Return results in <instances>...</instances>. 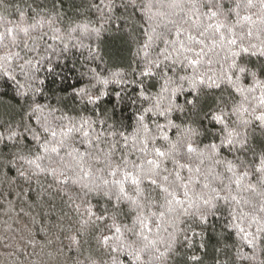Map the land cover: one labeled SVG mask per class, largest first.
<instances>
[{"label":"trees","instance_id":"obj_1","mask_svg":"<svg viewBox=\"0 0 264 264\" xmlns=\"http://www.w3.org/2000/svg\"><path fill=\"white\" fill-rule=\"evenodd\" d=\"M254 4L249 8L247 0H3L0 264H264V173L256 171L264 153V125L255 119L264 114L259 103L264 89L257 86L241 94L226 79L231 75L245 89L253 84V72L264 81V55L259 51L264 50V9L259 0ZM210 9L217 12L215 17ZM218 23L223 25L219 32ZM8 28L14 29L12 35ZM232 39L235 45L228 43ZM241 46L249 52L240 51ZM233 52L240 54L234 57ZM233 61L235 68L230 67ZM240 67L248 72L240 73ZM146 69L149 74L140 75ZM115 72L125 83L113 82ZM79 89L86 91L78 93ZM141 91L149 98L143 99ZM88 96L95 103H89ZM193 99L195 106L186 103ZM241 103L247 111L234 113ZM146 108L171 111L160 116ZM221 110L223 123H217L211 115ZM141 115L147 133L138 119ZM82 120L90 125L84 126L93 140L90 148L81 143V132L61 135L66 127L80 128ZM228 132L246 138V145H222ZM62 139L65 144L60 146ZM145 139L148 149L142 152ZM46 141L47 152L39 147ZM189 144L197 151L188 153ZM211 144L219 146L215 153L206 148ZM52 147L59 151L52 152ZM73 148L89 154L82 160L76 153L70 156ZM154 148L169 155L157 157ZM148 160L160 162L152 178L168 192L149 182ZM228 161L235 165V175L227 170ZM134 165H143L144 174ZM117 166L120 170L111 175ZM124 171L138 175L139 193L131 179H124ZM177 171L181 180H176ZM245 171L249 175L237 187L235 180ZM172 192L182 205L174 202ZM216 192L229 199L214 201L218 211L206 223L193 214L195 207L184 214L190 203L206 211L203 201ZM141 215L149 228L140 227ZM104 237H110L106 244ZM137 252L139 261L134 260Z\"/></svg>","mask_w":264,"mask_h":264},{"label":"snow or ice","instance_id":"obj_2","mask_svg":"<svg viewBox=\"0 0 264 264\" xmlns=\"http://www.w3.org/2000/svg\"><path fill=\"white\" fill-rule=\"evenodd\" d=\"M0 4H3V0H0ZM254 6H255V4H254V0H247V7L251 8V7H254ZM259 6H260L261 9H264V0H259ZM53 7L55 8V5H53ZM237 7H239V4H237ZM229 11H233V10L230 9ZM210 12H211V15H212L213 17H215V16L217 15V12H215V11H211V9H210ZM20 15H21V17H23V16H24V13L21 12ZM243 19L248 20V19H250V18L247 17V16H245ZM49 22H51V21H49ZM37 23L42 24V23H43V20L38 21ZM33 27H35V25H33ZM209 27H211V25H209ZM215 27H216V30L219 32L220 29L223 27V25L220 24V23H218V24L215 25ZM13 31H14L13 28H8V29H7V32H8L9 35H12ZM21 31H23V32L26 34L27 31H28V29H27V28H23V29H21ZM179 31H180V30L177 29V35H179ZM229 31H231V29H229ZM97 34H99V33H97ZM249 35H251V33H249ZM2 38H3V37H2V34H0V39H2ZM149 39H151V37H149ZM188 39H189V40H194L195 37H193V36H189ZM221 39H224V37L221 36ZM198 42L203 43V41H198ZM228 43L231 44V45H235V44L237 43V41H236L235 39H232V40H229ZM181 46L183 47V45H181ZM147 47H148V45L146 44V45H145V48H147ZM252 47L254 48L255 45H253ZM240 51H242V52H244V53H248V52H249V48L241 46ZM259 51H260V54H261V55H264V50H259ZM239 54H240L239 52H233V53H232V56L235 57V56H238ZM252 55H256V52H252ZM191 63H192V64H196L197 61L193 60V61H191ZM156 67H159V62L156 63ZM230 67H232V68L237 67L235 61L232 62V64H231ZM149 72H150V69H146L144 72L140 73V75H148ZM239 72H240V73H246V72H248V69L245 68V67H240V68H239ZM112 75H113V78H114V79H113V82H114V83H117V84L125 83V81H123V80L120 78V73H119V72H115V73H113ZM251 75H252V78H253V84H252L251 86H249L247 89H245L243 86H237L236 83L233 82L231 75H228V76L226 77V79L228 80L229 83H232V84L234 85V87H235V91L238 92V93H241V94H243L245 91L252 92V91L255 90V88H256L257 86H259V87H261L262 89H264V81H261L260 79H258V78H257V75H256L255 72L251 73ZM237 81H239V77H237ZM103 83H104L105 85H107V84L109 83V81L105 79V80H103ZM201 83H203L202 80H201ZM212 84L215 85L216 87H219V84L216 83V81H214V80L212 81ZM178 90H179V89L174 90V92H175V91H178ZM85 91H86L85 89H79V90H77L78 93H84ZM104 94H105V93H103V92L101 93V95H104ZM117 95H119V93H117ZM139 95H140L143 99H148V98H149V97L145 96V92H144V91H141ZM96 99H99V97H97ZM244 99L246 100V99H247V96H245ZM88 102H89V103H95V99H94L93 97H91V96H88ZM186 103H187V104H192V105L195 106V104L197 103V100H196V99H193V100H186ZM259 103H260L261 105H264V94H262L261 97L259 98ZM39 108H40V106H39V105H36V109H39ZM156 108H159V101L157 102ZM170 111H171V108H169L167 111H158V112L153 111V108H146V109H145V112H153L154 115H155V114H158V115H160V116H166V115H167V112H170ZM242 111H247V109L244 108V106H243L242 103L239 105V107L234 106V108H233V112H234V113H235V112H242ZM138 119H139V121L141 122V124H143L144 116L141 115V116L138 117ZM211 119L214 120V121H216L217 123H223V119H224V116H223V110H221V113H220V114H215V113H213V114L211 115ZM255 119L258 120V121H260L261 124L264 125V114H261V115H259V116H256ZM244 123H245V125H247L249 122H248V121H244ZM169 124H171V121H169ZM85 125H89V122H88L87 120H82V123H81L80 128L66 127L65 129H62L61 135L64 136V137H68L69 134H71L73 131L81 132V133H82V136H83V138H84V139L81 141V143H83V144L85 145L86 148H90V147L92 146L93 140L89 138L90 133H89L88 131H85V130H84V126H85ZM89 127H90V125H89ZM158 127H163V126L158 125ZM226 127H227V125H225V128H226ZM143 128H144V131L147 133L148 130H149V129H148V126H147L146 124H143ZM43 131H44L45 133H49L50 130H49L47 127H44V128H43ZM11 135L14 136L15 133H12ZM50 135H51V137H56L57 133H56V131H51V132H50ZM113 135H115V134L113 133ZM120 135L125 139V141H127V136H125L124 133H120ZM238 137H239V133H236V134H235V138H234V133H233V132H228L227 138L224 139V140H222L221 143H222V145H227L230 149L233 148V147L235 146L236 143H240L241 146L246 145V142H247V141H246V138L243 139V140H241V139H238ZM245 137H246V133H245ZM33 138H34L35 140H37V141L40 140V136L37 135V134H34V137H33ZM164 138L167 139V136H165ZM95 139H96V141H99V135L96 136ZM142 143H143L144 147L141 148L140 151H142V152H147V149H148V142H147V140H146V139L143 140ZM59 144H60V146H63V145L65 144V140L62 139V140L59 142ZM39 147H40L41 149H43L45 152H47V151H48V142L46 141V142H44V143H42V144H39ZM175 147H176V146L173 145V149H175ZM218 147H219V146L216 145V144L206 145V148H210V149L212 150L213 153H215V152L217 151ZM51 151H52V152H58V151H59V147H52V148H51ZM153 151H154V153H155V155H156L157 157H166L167 155H169L168 153H165V152L161 151V150L158 149V148H154ZM195 151H197V150H196L191 144H189V145L187 146V152H188V153H193V152H195ZM73 153L78 154V156L80 157L81 160L83 159V157H85L86 155L89 154L87 151H85V152H79V150H78V149H75V148H73L72 152H70V153H68V154L71 156V155H73ZM201 154H202V153H201ZM37 159H40V157H37ZM260 160H261V166L258 167V168L256 169V171H257V172H260V173H264V153L261 154ZM29 163H35V161H29ZM147 163H148L149 165H152V168L150 169L151 175L148 176L149 182H150L152 185H155V186L159 187V188L161 189V191H163V192H168V188L164 187L163 185L158 184V181H157L155 178H152V177H154L155 175L158 174L157 170H158L159 167H160V162H159L158 160H148ZM174 163H175V161H174ZM125 164H127V160H126V158H125ZM227 166H228V169H227V170H228L229 172H233V175H235V172L233 171L235 165H233V163H232L231 161H228V162H227ZM36 167L39 168L40 165H39V164H36ZM81 167H82V165H81ZM134 167H136L137 169H139V174H140V175H143V174H144V173H143V165H134ZM179 167H180V168H185V167H187V165H180ZM118 170H120V169H119V166H117V168L114 169L110 174L113 175V176H115V175H116V171H118ZM189 171H191L190 168H189ZM197 171H198V169H197ZM52 174H53L54 176H56V172H55V170H52ZM122 174H123V177H124L125 180H127V179H131L132 184H134V185L137 186V192L139 193V192L141 191L140 188H139V185H140V183H141V180L138 178V175H133L132 173H128V172H126V171H124ZM21 175H23V173H21ZM84 175H88V173L85 172ZM248 175H249V173H248L247 171H245L244 173L240 174V176L237 177V179L235 180V183H236L237 187L240 186V184H241V180H242L244 177H247ZM57 179L59 180L58 177H57ZM67 179H68V177H65V180H67ZM163 179H164V180H168V177L165 176ZM181 179H182V177L180 176L179 171H177V172H176V180H181ZM61 182H62V181H61ZM261 182L264 183V179H262ZM105 183H107V181H105ZM115 183H118V184H121V185H122L123 181H115ZM84 187H88V185H84ZM185 187H186V185H185ZM205 187H207V185H205ZM248 187H253V185L249 184ZM90 190H91V189H90ZM119 191H120V193H122V194L125 193V189H124V187L121 186L120 189H119ZM213 191L215 192L216 190L213 189ZM106 195H107V194H106ZM169 195H171V196L173 197V200H174V202H175L176 204H178V205H182V204L184 203L182 200L177 199V198L175 197V193H174V192L169 193ZM184 195H185V196L188 195L187 191H185ZM228 199H229V197H228L227 195H225V196H221L219 192H216V196H215V197H209L208 199H205V200L203 201V204L207 206V210H206V211H203V212H202L201 209H200L199 204L193 206V205L190 203L189 206H188V208L184 209V214H185V215L189 214V209L195 207V212H194L193 214L196 216V218L199 220L200 223H202V224H203V223H206V222H207V219H208V217H209V215H214L215 212L218 211V209H217V205H216V203H215L214 201H218V200L228 201ZM231 199L234 200V201H236L237 203H239V200H237V198H236L235 196H232ZM173 200H169V201H168V204L171 205V204L173 203ZM132 202H133L134 204L136 203L135 200H133ZM171 210H172V209H171V207H170V208H169V211H171ZM260 211H261V212H264V205L261 206ZM89 215H90V216H91V215H94V213L91 212V209H89ZM153 215H155V214L153 213ZM161 215H163V213H161ZM98 219H103V217H98ZM137 219H138V222H139L140 227H141L142 229L149 228V225H148V223L146 222V221H147V218H146V217H143V216L141 215V216L138 217ZM233 219H235V216L233 217ZM149 230H150V229H149ZM115 231H116L117 233H119V232L121 231L120 227L117 226V227L115 228ZM240 231H243V229H240ZM247 235H248V234L246 233L245 236H247ZM109 239H110V237H104V238H103V242L106 244V243L108 242ZM144 239L147 240V236H145ZM149 243H151V242H149ZM248 243L251 244L252 241L249 240ZM160 255L162 256V255H164V253H161ZM191 259H192L193 261H196V260H198V257L193 256V257H191ZM134 260H136V261H139V260H140V255H139L138 252L135 254V256H134Z\"/></svg>","mask_w":264,"mask_h":264},{"label":"rangeland","instance_id":"obj_3","mask_svg":"<svg viewBox=\"0 0 264 264\" xmlns=\"http://www.w3.org/2000/svg\"><path fill=\"white\" fill-rule=\"evenodd\" d=\"M0 245H1V242H0Z\"/></svg>","mask_w":264,"mask_h":264}]
</instances>
